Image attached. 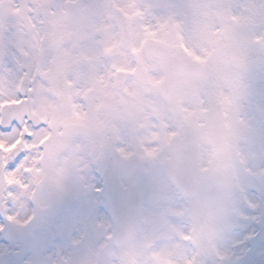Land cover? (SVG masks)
Listing matches in <instances>:
<instances>
[{
  "label": "flooded vegetation",
  "instance_id": "af4514ba",
  "mask_svg": "<svg viewBox=\"0 0 264 264\" xmlns=\"http://www.w3.org/2000/svg\"><path fill=\"white\" fill-rule=\"evenodd\" d=\"M257 1L226 0L220 22L229 19V26L238 22L250 33L253 24L259 22ZM172 2L0 0V98L18 101L17 94H22L20 103H32L35 122L31 121L42 125L25 147L30 150L27 163L38 166L30 172L31 177L40 179L44 174L37 161L43 152L38 145L48 134L60 141L101 139L105 132L112 136L106 127L89 120L92 112L101 122L109 123L114 103H144L145 95L162 79L160 66L148 57L145 45L151 40L169 46L175 42L176 29L170 26L176 13ZM207 20V15L200 17L202 35L207 32ZM220 28L222 36L227 34L221 42L222 55L249 58L261 47L239 28ZM197 39L185 37L187 45L200 56L204 48ZM116 73L123 76L121 90L114 86ZM77 125L84 126L78 135L74 132ZM93 162L90 158L82 161L83 173L91 180ZM18 181L22 187L32 184L22 175Z\"/></svg>",
  "mask_w": 264,
  "mask_h": 264
},
{
  "label": "rangeland",
  "instance_id": "374dc122",
  "mask_svg": "<svg viewBox=\"0 0 264 264\" xmlns=\"http://www.w3.org/2000/svg\"><path fill=\"white\" fill-rule=\"evenodd\" d=\"M178 1L186 12H191L190 0ZM223 63L224 67L218 61L216 78L209 83L208 103H191V115H186L195 122L201 107H209L213 100L222 102L230 128L228 155L217 159L209 146L201 149L203 182L198 196L185 198L163 168H153L150 165L154 163L149 162L140 188L141 218L130 241L116 246L103 198L93 194L91 185L78 183L74 164L67 158L63 164L62 158L55 174L54 164L49 166L53 174L48 175L47 184L38 191L41 199L34 205L37 215L23 231L25 235L38 233L40 251L48 247V230L55 231L57 244L46 264H213L215 259L225 256L246 188L245 156L258 129L252 106L256 84L249 74L241 73L247 70L245 65L234 70L227 61ZM260 70L253 66L250 73H255L257 83ZM225 85L230 86V91L221 89ZM160 137L159 142L163 143L170 135ZM84 144L83 141L81 149ZM67 145L71 143L67 141ZM195 229L201 235L198 245L191 242ZM55 251L61 256L58 260Z\"/></svg>",
  "mask_w": 264,
  "mask_h": 264
},
{
  "label": "snow or ice",
  "instance_id": "6c2138e0",
  "mask_svg": "<svg viewBox=\"0 0 264 264\" xmlns=\"http://www.w3.org/2000/svg\"><path fill=\"white\" fill-rule=\"evenodd\" d=\"M16 99L22 101L24 97L17 94ZM0 104L7 106L8 102L0 98ZM252 106L258 134L245 156L246 188L234 217L233 238L227 245L225 256L215 259L213 264H264V72L258 78ZM41 126L27 117L0 124V154L4 153L5 144L12 154V158L4 163L5 172L15 173L29 156L30 150L23 146L32 143L34 132ZM5 137L11 139L5 140ZM28 174L26 170L25 175ZM21 187L19 181L8 183L6 194L9 199L5 201L4 209L0 210V264H46L51 249L57 244L54 230H48V247L42 251L39 250L37 232L25 235L9 230L13 225H30L34 219L30 217L21 221L11 210V197Z\"/></svg>",
  "mask_w": 264,
  "mask_h": 264
},
{
  "label": "water",
  "instance_id": "95a60500",
  "mask_svg": "<svg viewBox=\"0 0 264 264\" xmlns=\"http://www.w3.org/2000/svg\"><path fill=\"white\" fill-rule=\"evenodd\" d=\"M207 113H209V129L210 132L213 134L214 140L213 144L216 146L217 152L220 154L222 148L225 147V142H224V135L225 132L223 131V126L222 128H219L218 124V119L220 118L221 112L218 107L213 108L212 110H209ZM222 118V115H221ZM221 121V120H220ZM217 122V123H215ZM192 151V150H191ZM196 156V148H193L192 151V159H189V161H182L184 163V168L176 173L175 178L178 181V184H180V187L182 190L190 196H193L196 194L197 189L200 184V175L198 173V166L195 162ZM112 188H109L111 190ZM128 192L123 191L122 192V198L126 201L121 205V203H115L119 207L120 210H123L125 213V220L120 225L119 228V238L120 240L118 241L119 243H123L127 238H128V233H130V230L132 229L136 219L139 216L140 213V199L137 197V180L135 181V188H134V193L127 189ZM117 238V237H116Z\"/></svg>",
  "mask_w": 264,
  "mask_h": 264
}]
</instances>
